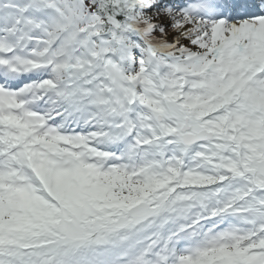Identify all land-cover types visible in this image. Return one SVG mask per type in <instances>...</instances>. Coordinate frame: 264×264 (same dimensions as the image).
Segmentation results:
<instances>
[{"label": "snow or ice", "instance_id": "snow-or-ice-1", "mask_svg": "<svg viewBox=\"0 0 264 264\" xmlns=\"http://www.w3.org/2000/svg\"><path fill=\"white\" fill-rule=\"evenodd\" d=\"M0 264H264V0H0Z\"/></svg>", "mask_w": 264, "mask_h": 264}]
</instances>
